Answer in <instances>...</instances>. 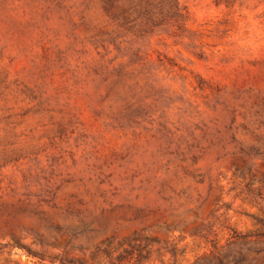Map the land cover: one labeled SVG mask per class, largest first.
Instances as JSON below:
<instances>
[{"label": "rangeland", "instance_id": "1", "mask_svg": "<svg viewBox=\"0 0 264 264\" xmlns=\"http://www.w3.org/2000/svg\"><path fill=\"white\" fill-rule=\"evenodd\" d=\"M264 0H0V264H264Z\"/></svg>", "mask_w": 264, "mask_h": 264}, {"label": "trees", "instance_id": "2", "mask_svg": "<svg viewBox=\"0 0 264 264\" xmlns=\"http://www.w3.org/2000/svg\"><path fill=\"white\" fill-rule=\"evenodd\" d=\"M258 222L264 227V219H258ZM261 233L264 234V231ZM241 259H243L242 256L238 257L235 256L233 253L228 252L227 254H224L223 256H220L218 258L217 264H237L239 261H241Z\"/></svg>", "mask_w": 264, "mask_h": 264}]
</instances>
